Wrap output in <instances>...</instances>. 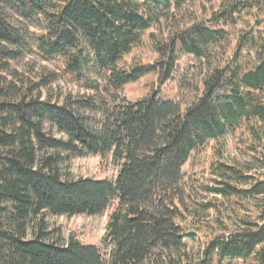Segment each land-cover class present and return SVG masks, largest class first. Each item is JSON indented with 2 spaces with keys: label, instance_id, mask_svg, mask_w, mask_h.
<instances>
[{
  "label": "trees",
  "instance_id": "16d2710c",
  "mask_svg": "<svg viewBox=\"0 0 264 264\" xmlns=\"http://www.w3.org/2000/svg\"><path fill=\"white\" fill-rule=\"evenodd\" d=\"M147 32L156 58L127 60ZM148 75L175 98L123 94ZM90 154L115 180L71 172ZM113 203L108 257L50 223ZM0 264H264V0H0Z\"/></svg>",
  "mask_w": 264,
  "mask_h": 264
},
{
  "label": "rangeland",
  "instance_id": "374dc122",
  "mask_svg": "<svg viewBox=\"0 0 264 264\" xmlns=\"http://www.w3.org/2000/svg\"><path fill=\"white\" fill-rule=\"evenodd\" d=\"M149 32H147L143 37L142 44L135 48L131 55L127 56V60L136 57L147 63L156 58V54H154L149 47ZM28 61L34 62L37 67L46 65L49 68L56 70L55 64L44 61L37 54L29 56L25 60V63ZM177 81V78H174L160 85L156 76L148 75L141 78L137 82L127 84L124 88L123 94L129 100L136 101L149 94L152 89H156L160 92L163 99L172 100L178 93ZM57 85L58 87L55 89L56 92L61 90L63 92L69 91L78 93L81 91L80 87L65 77L59 79V82L56 83L55 86ZM82 91L84 92V89ZM237 140L238 139H236V137L232 134L221 140L226 157L230 159H241V157H243L242 155L240 157V148L238 147L239 142ZM212 144V142H208L204 147L193 152L191 158L184 167V170H186L189 177L198 176L201 178L203 176H209L208 167L212 154ZM69 169L77 177L81 176L113 181L117 175L118 166L115 164L111 154H107L106 156L90 154L83 157L73 158L69 164ZM196 193L200 197L207 196V193L203 192L201 189H198ZM115 206L116 203H113L104 213L100 215L52 216L50 217V223L61 229L65 240H69L71 237H74L84 243L95 244L99 246L108 257L109 248L104 242V239L107 233L108 217ZM198 235L201 237L202 233H198Z\"/></svg>",
  "mask_w": 264,
  "mask_h": 264
}]
</instances>
